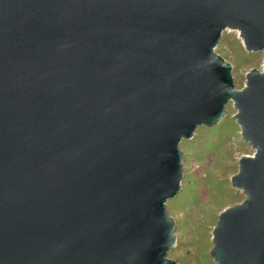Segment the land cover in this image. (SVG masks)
Segmentation results:
<instances>
[{"label": "water", "instance_id": "obj_1", "mask_svg": "<svg viewBox=\"0 0 264 264\" xmlns=\"http://www.w3.org/2000/svg\"><path fill=\"white\" fill-rule=\"evenodd\" d=\"M264 51V0H0V264H179V143L231 101L253 148L216 264H264V60L234 87L214 51Z\"/></svg>", "mask_w": 264, "mask_h": 264}, {"label": "rangeland", "instance_id": "obj_2", "mask_svg": "<svg viewBox=\"0 0 264 264\" xmlns=\"http://www.w3.org/2000/svg\"><path fill=\"white\" fill-rule=\"evenodd\" d=\"M214 51L231 63L236 89L243 87L246 72L263 68L264 51L245 50L236 30H224ZM226 111L219 123L199 126L192 138L179 143L183 177L180 190L166 201L176 236L167 256L179 264H216L210 256L212 227L224 208L245 198L230 178L238 170V158L252 155L254 148L240 134L231 101Z\"/></svg>", "mask_w": 264, "mask_h": 264}, {"label": "bare ground", "instance_id": "obj_3", "mask_svg": "<svg viewBox=\"0 0 264 264\" xmlns=\"http://www.w3.org/2000/svg\"><path fill=\"white\" fill-rule=\"evenodd\" d=\"M237 32V34H238V31H236ZM239 37V36H238ZM240 38V37H239ZM202 190V189H201ZM207 191V190H206ZM207 193V192H206ZM203 220V219H202ZM201 221V220H200Z\"/></svg>", "mask_w": 264, "mask_h": 264}]
</instances>
